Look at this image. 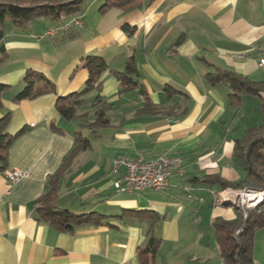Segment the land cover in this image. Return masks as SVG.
I'll return each instance as SVG.
<instances>
[{
    "label": "crops",
    "instance_id": "0c3cea01",
    "mask_svg": "<svg viewBox=\"0 0 264 264\" xmlns=\"http://www.w3.org/2000/svg\"><path fill=\"white\" fill-rule=\"evenodd\" d=\"M66 17L72 19L2 27L0 119L8 117L9 135L25 132L9 146L0 172V264H139L149 231L160 241L154 264H223L212 223L235 220L238 208L223 206L218 179H243L234 142L262 124L264 91L243 96L236 107L228 85H210L206 76L218 69L264 81V0H131L123 8L91 0ZM87 56L101 57L107 70L68 121L55 103L84 89ZM130 57L138 87L121 93L111 72H123ZM27 71L42 74L54 93L16 101ZM141 89L149 103L175 110L144 113ZM102 104L111 105L110 123L93 132L85 124ZM83 131L90 147L59 177L56 206L98 220L59 232L36 219L35 201ZM160 157L179 162L164 190L114 187L124 172H112L114 160ZM11 171L26 177L8 189ZM252 264L264 261L255 257Z\"/></svg>",
    "mask_w": 264,
    "mask_h": 264
},
{
    "label": "trees",
    "instance_id": "16d2710c",
    "mask_svg": "<svg viewBox=\"0 0 264 264\" xmlns=\"http://www.w3.org/2000/svg\"><path fill=\"white\" fill-rule=\"evenodd\" d=\"M108 6L126 7L131 0H104ZM83 0H0V42L3 38L2 25L6 18H10L16 26H22L37 17L57 18L61 15L71 16L81 10ZM127 26L123 29L127 31ZM5 59V53L0 49V63ZM83 67L88 71V79L82 91L70 94L63 98H57L55 109L65 120H72L77 109L83 104L84 96L94 88L100 75L107 70V66L98 56H87L83 60ZM119 82L121 93L138 87V73L134 66L132 57L128 58L123 72H111ZM206 82L210 85L224 83L230 90L229 99L232 105L238 107L243 96L258 97L264 91V81L253 82L248 78L216 69L214 73L206 76ZM23 88L15 96L16 101L34 99L44 94L54 93V86L42 74L27 71L23 80ZM42 84V86H38ZM0 86V94L3 90ZM167 89V88H166ZM144 97V106L141 111L148 114L171 115L175 106L165 108L155 106L148 102L145 91L140 90ZM100 102L96 97L95 103ZM259 108L262 113V124L253 129H247L243 136L234 142L233 158L243 169L244 177L239 182H226L220 179L222 188L241 190L245 189L257 193L264 191V99H260ZM111 105L102 104L95 112L92 123L85 124L91 131L109 126L107 113ZM8 117L0 119V172L6 167L7 150L12 142L21 136L25 129H21L14 135L5 132ZM75 144L70 153L62 160L59 169L50 177L46 183L44 193L35 201L36 219L53 226L59 232L72 231L74 226L82 222L98 220L93 214L76 216L64 209H58V179L68 172L75 157L90 147L89 141L79 132L75 133ZM223 190V191H224ZM243 190V191H245ZM263 199L264 198H260ZM264 202V201H263ZM264 208V203L261 204ZM257 208H248L245 214L236 209V218L233 221L216 219L212 223L215 242L220 252L223 264H252L253 235L255 230L264 225V212L258 213ZM154 218L153 214H151ZM245 215V216H244ZM238 231V234L235 232ZM160 241L155 238L151 231L144 246L138 248L137 259L139 264H154L158 255Z\"/></svg>",
    "mask_w": 264,
    "mask_h": 264
},
{
    "label": "built area",
    "instance_id": "2783aa9c",
    "mask_svg": "<svg viewBox=\"0 0 264 264\" xmlns=\"http://www.w3.org/2000/svg\"><path fill=\"white\" fill-rule=\"evenodd\" d=\"M76 22V25H79ZM52 33H48L50 36ZM263 59L260 67L264 66V47L262 49ZM30 127H33L31 125ZM112 172L117 173L120 167L124 172L121 177L114 183V187L119 191L125 192H144V191H162L168 187V181L171 174L178 169L179 162L166 157H160L155 161H145L142 158L134 160L116 159L112 163ZM26 177L25 172L11 171L6 175L8 189L16 185L22 178ZM264 191V190H263ZM221 201L226 202L222 197V192L218 196ZM245 199H241L244 203ZM258 213L264 212L263 207H259ZM238 234V231L235 232Z\"/></svg>",
    "mask_w": 264,
    "mask_h": 264
},
{
    "label": "rangeland",
    "instance_id": "374dc122",
    "mask_svg": "<svg viewBox=\"0 0 264 264\" xmlns=\"http://www.w3.org/2000/svg\"><path fill=\"white\" fill-rule=\"evenodd\" d=\"M90 1L91 0H83L82 6L83 7L89 6ZM71 19H72V17H66V16L62 15V16H60L59 21H61V23H68ZM10 20H11L10 18H6V20L4 21V24L2 25V27H4L6 30L9 26H11ZM50 24H51V22H50ZM56 24L55 23L52 24V27L54 28L56 26ZM72 31H73V29H72ZM88 134L89 133L87 131H83V135L85 138L88 137ZM86 139H88V138H86ZM230 190H232V189H230ZM243 190H245V189L232 190V191H238L239 192V191H243ZM263 201H264L263 199H256L254 201V205L263 204L264 203ZM74 213L76 216L81 215V212H74ZM255 257H257L263 263V261H264V226L262 228H258L257 230H255L254 235H253V250H252L253 263H254Z\"/></svg>",
    "mask_w": 264,
    "mask_h": 264
},
{
    "label": "bare ground",
    "instance_id": "6f19581e",
    "mask_svg": "<svg viewBox=\"0 0 264 264\" xmlns=\"http://www.w3.org/2000/svg\"><path fill=\"white\" fill-rule=\"evenodd\" d=\"M222 197L225 198L226 202H230L236 206V208L242 210V212L245 214V210L248 208H257L259 209L260 205H254V201L256 199L264 198V192L263 193H257L253 191H232L230 189H225L222 191ZM248 197L245 202L243 203L241 199H245ZM245 216V215H244Z\"/></svg>",
    "mask_w": 264,
    "mask_h": 264
},
{
    "label": "water",
    "instance_id": "95a60500",
    "mask_svg": "<svg viewBox=\"0 0 264 264\" xmlns=\"http://www.w3.org/2000/svg\"><path fill=\"white\" fill-rule=\"evenodd\" d=\"M222 204H223V206H227L228 205V206L236 208V206L234 204L230 203V202H223Z\"/></svg>",
    "mask_w": 264,
    "mask_h": 264
}]
</instances>
